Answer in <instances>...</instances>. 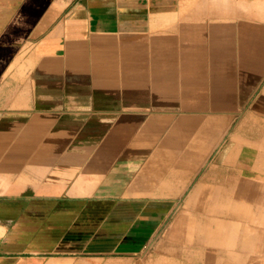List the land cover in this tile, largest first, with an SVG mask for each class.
<instances>
[{
  "label": "crops",
  "instance_id": "1",
  "mask_svg": "<svg viewBox=\"0 0 264 264\" xmlns=\"http://www.w3.org/2000/svg\"><path fill=\"white\" fill-rule=\"evenodd\" d=\"M260 190L264 0H0V264H127L179 201L158 264H222L191 215Z\"/></svg>",
  "mask_w": 264,
  "mask_h": 264
},
{
  "label": "rangeland",
  "instance_id": "2",
  "mask_svg": "<svg viewBox=\"0 0 264 264\" xmlns=\"http://www.w3.org/2000/svg\"><path fill=\"white\" fill-rule=\"evenodd\" d=\"M256 193L257 192H255L250 199L233 200L236 206V214L232 221L235 222L234 230L237 231L234 233L233 237H231L233 243L232 246L229 247L231 243L229 242V230L231 227H222L221 238L218 237V241L222 248V264H264V200L262 198L261 190L257 194ZM254 195L257 196L256 199L254 198ZM217 200L218 202L221 201V205L230 201L226 198ZM183 206V201L176 203L172 213L161 222L158 231L152 237L151 242L142 253L128 255L124 257L123 260L126 261L127 264H143L153 256L152 264H158L160 260H162L161 255H153L154 250L158 245L165 246L169 243L172 244L174 241L175 243L182 241V238L176 239V237H174L171 239L170 234L177 230V225L180 223L177 215ZM222 213H226V211H223ZM191 218L197 220L198 217L192 214ZM220 219L222 222H225V215L221 214ZM196 237H198V235L194 233L189 238L194 240ZM184 239L186 238L183 237V240ZM208 248H212V246L209 245ZM226 248H229L230 250L227 249V251H225ZM194 262V264H201L199 260Z\"/></svg>",
  "mask_w": 264,
  "mask_h": 264
},
{
  "label": "bare ground",
  "instance_id": "3",
  "mask_svg": "<svg viewBox=\"0 0 264 264\" xmlns=\"http://www.w3.org/2000/svg\"><path fill=\"white\" fill-rule=\"evenodd\" d=\"M229 200L230 201L228 203L223 204V205H221L220 204L221 201L218 202L217 199L216 200H200L198 202V205H199L200 208L201 207H206V212L207 213L203 217L202 220H195L193 222L190 221L189 225L192 227V229L187 227V230L192 231L193 234L194 233L196 234V231H202V233L199 234V237H197V239H198V242H200L204 246L207 247V245L208 246L210 245V246H216L217 248L221 247L220 242L218 241V237L221 238L222 227H227V228L231 227V229L229 230V236H230L229 242H231L229 247L232 246L233 239L231 237H233L234 233H236V231H237V230L236 231L234 230L235 222L232 221L235 218V214H236L235 213V207L236 206H235V203L231 201V199H229ZM199 211L200 210H197V212H199ZM223 211H226V213H222ZM221 214L225 215V219H226L225 222H222V220L220 219L221 218ZM185 228H186V226H185ZM189 241H193V240L190 239ZM206 247H202V245H201V247L199 246L196 249L198 251L201 248L206 249ZM196 249L195 250L193 249V251H196ZM227 249H229V248H226L225 251H227ZM190 250L191 249L187 250L185 252V254L180 259L183 260V261L186 260L185 262L199 260V261H201V264H205V263H207V264H220V262H221V261L214 262L215 256H214L213 260H210L209 256L207 254H206V259H204V257L203 258H198L199 256H197V255L200 254V252H197V251L195 252V254L198 253L196 255L197 257H192L188 253V251L190 252ZM169 255H171V254H169ZM203 256H204V254H203ZM217 256L219 258V256H221V254L218 252ZM163 262H164V260L162 261V264H169L168 261H166L164 263Z\"/></svg>",
  "mask_w": 264,
  "mask_h": 264
}]
</instances>
